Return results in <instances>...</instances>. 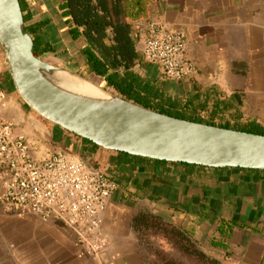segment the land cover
<instances>
[{
	"label": "crops",
	"instance_id": "0c3cea01",
	"mask_svg": "<svg viewBox=\"0 0 264 264\" xmlns=\"http://www.w3.org/2000/svg\"><path fill=\"white\" fill-rule=\"evenodd\" d=\"M23 1L26 25L33 35L27 32L32 39L35 35L43 41L39 58L84 77L81 50L86 41L82 37L73 39L72 24L62 11L63 2ZM122 7L124 21L137 30L133 42L140 61L132 68L135 74L154 82L164 96L206 121L264 128V0H123ZM151 23L184 36L194 74L181 81H167L159 66L141 57L142 41L150 34ZM0 93L5 95L1 117L45 146L48 153L65 151L87 163L101 156V149H94L59 126L47 123L46 132L36 131L38 121L13 85L1 45ZM117 156L112 157L113 162ZM114 168L119 170V189L104 216L110 238V259L106 261L110 264L157 261L149 241L134 227L139 214L169 219L220 264H264V231L235 221L231 192L236 188L232 187L234 183L249 188L264 181L258 179L264 171L193 169L146 159L141 164ZM229 226L235 228L227 238L221 229ZM0 264L99 263L84 255L75 237L59 224L44 223L34 216L10 215L0 206Z\"/></svg>",
	"mask_w": 264,
	"mask_h": 264
},
{
	"label": "water",
	"instance_id": "95a60500",
	"mask_svg": "<svg viewBox=\"0 0 264 264\" xmlns=\"http://www.w3.org/2000/svg\"><path fill=\"white\" fill-rule=\"evenodd\" d=\"M136 34L132 28L133 41ZM0 45L22 101L44 120L102 150L208 169L264 171L263 135L158 113L36 57L20 0H0ZM60 73L90 85L101 96L62 87L58 82ZM231 192L235 197V221L264 231V181L249 188L236 187Z\"/></svg>",
	"mask_w": 264,
	"mask_h": 264
},
{
	"label": "built area",
	"instance_id": "2783aa9c",
	"mask_svg": "<svg viewBox=\"0 0 264 264\" xmlns=\"http://www.w3.org/2000/svg\"><path fill=\"white\" fill-rule=\"evenodd\" d=\"M142 42L141 57L159 66L164 80L181 81L194 74L181 33L151 23ZM4 101L0 93V206L10 215L59 224L75 237L84 255L110 264L104 216L119 182L106 161L115 153L101 149L94 164L65 151L48 153L1 117Z\"/></svg>",
	"mask_w": 264,
	"mask_h": 264
},
{
	"label": "trees",
	"instance_id": "16d2710c",
	"mask_svg": "<svg viewBox=\"0 0 264 264\" xmlns=\"http://www.w3.org/2000/svg\"><path fill=\"white\" fill-rule=\"evenodd\" d=\"M61 1L63 2L62 11L64 16L68 17V21L72 24L71 33L73 39L78 40L79 37H82L86 41L85 46L81 50L84 58L82 67L86 70L85 74H83L84 77L90 81L103 89L114 90L127 101L170 117L264 136V128L257 124L234 126L229 124L217 125L213 122L206 121L193 112H190L185 105H181L164 96L154 82L143 79L135 74L132 68L137 61H140V57L135 49V43L131 38L132 24L124 21L123 0ZM20 5L26 25L27 20L24 15L23 0H20ZM109 29H111V34L109 33ZM26 30L33 35V31L31 32L27 25ZM33 41L34 54L39 58L43 48V41L38 36L35 37V35ZM75 65L80 66L78 62ZM84 142L94 149H100L88 140H84ZM133 160L141 164L145 159L133 157L125 153H118L113 165L120 167ZM146 160L152 161L149 159ZM187 166L193 169L200 168L194 165ZM240 171L244 173L257 172L256 170L245 169H240ZM134 227L142 234L145 240L151 234L163 235L164 238L170 240L186 255L197 258L206 264H220L217 260L208 257L203 251L198 249L197 245L191 241L185 232L176 227L166 225L157 216L152 214H139L134 219ZM233 228L235 227L229 226L221 229L222 235L229 238L233 233ZM150 247H152L151 244H149ZM154 253L161 260V264H181L169 259L162 252L154 250Z\"/></svg>",
	"mask_w": 264,
	"mask_h": 264
},
{
	"label": "rangeland",
	"instance_id": "374dc122",
	"mask_svg": "<svg viewBox=\"0 0 264 264\" xmlns=\"http://www.w3.org/2000/svg\"><path fill=\"white\" fill-rule=\"evenodd\" d=\"M33 113H34V115L36 117V122L38 121V124H39V126L36 127V131L39 130V129L44 131V129H45L44 128V125H46L47 123H50V122L44 120L43 118H41L40 116H38L35 112H33ZM39 121H41V123H42L41 125H40ZM48 125H52V123L51 124H48ZM45 132H46V129H45ZM40 146L46 151L45 146H42V145H40ZM116 155H117V153L116 154H113L112 156H110V158L107 159L106 163L108 165L110 174L113 177H115L116 179H118L117 173L119 172V170L117 168H114V166H113V160H112V157H114ZM89 163L90 164H94L95 161L91 159L89 161ZM208 171H209L208 172L209 174L210 173H213L211 170H208ZM197 173H200V172H197ZM232 173L235 174V173H238V171L237 170L236 171L233 170ZM258 175H259L258 176L259 177L258 179H260V180L263 179L264 180V172H260ZM232 187L233 188L237 187L236 186V183L232 184ZM164 222L166 223V225H168L170 227H174L173 223L169 219L166 220V221H164ZM147 240L149 241V244H151V246H152V247H150V252L153 253V255L155 256V258L157 260L156 262H152V264H161L162 263L161 260L159 258H157L156 253H154V250H157L159 252H162L163 255H165L169 259H171L173 261H176L178 263H181V264H206V263H203L202 261H200L197 258L188 256L185 253H183L170 240L164 238L163 235L151 234V235H149V237H148ZM197 248L204 252V249H202V246H200V245L198 246L197 245Z\"/></svg>",
	"mask_w": 264,
	"mask_h": 264
},
{
	"label": "bare ground",
	"instance_id": "6f19581e",
	"mask_svg": "<svg viewBox=\"0 0 264 264\" xmlns=\"http://www.w3.org/2000/svg\"><path fill=\"white\" fill-rule=\"evenodd\" d=\"M58 82L62 87H66L68 89L74 90L79 93L93 95V96H101V93L93 88H90V85H86L83 82H80L65 73H60L58 75Z\"/></svg>",
	"mask_w": 264,
	"mask_h": 264
},
{
	"label": "flooded vegetation",
	"instance_id": "af4514ba",
	"mask_svg": "<svg viewBox=\"0 0 264 264\" xmlns=\"http://www.w3.org/2000/svg\"><path fill=\"white\" fill-rule=\"evenodd\" d=\"M130 163H131V164H133V163L135 164V163H136V160H133V161H131ZM113 166H114V165H113ZM117 177H118V176H117ZM118 180H119V177H118L117 181H118Z\"/></svg>",
	"mask_w": 264,
	"mask_h": 264
}]
</instances>
